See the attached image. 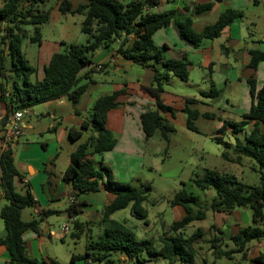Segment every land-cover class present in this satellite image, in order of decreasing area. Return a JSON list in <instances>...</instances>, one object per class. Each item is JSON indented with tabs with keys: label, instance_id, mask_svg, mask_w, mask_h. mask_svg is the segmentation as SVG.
Listing matches in <instances>:
<instances>
[{
	"label": "trees",
	"instance_id": "16d2710c",
	"mask_svg": "<svg viewBox=\"0 0 264 264\" xmlns=\"http://www.w3.org/2000/svg\"><path fill=\"white\" fill-rule=\"evenodd\" d=\"M0 8V78L8 80L11 90L2 87L1 99L6 103L8 111L32 108L48 101L68 97L77 103L85 92L86 86H79V75L83 69L92 64V54L101 47L112 45L124 35L135 34L136 40L130 48L123 44L117 52L125 59L142 66L154 60L163 61L162 70L155 69V76L149 91L156 99V109L147 108L141 114L140 120L146 140L152 138L158 131L167 139L166 132L173 127L166 121L163 113L173 114V109L163 103L161 94L164 84L172 77L182 81L189 80V66L191 63L184 60L165 59L163 51L155 45L154 35L161 28L175 23L180 36L193 46H199L203 39H215L221 36L223 30L242 19L243 11L229 9L222 13L218 20L207 26L202 32L193 27V14H183L176 11L168 13H153L148 8L157 7L161 0H132L128 4L121 0H89L88 3L72 9L69 0H59L58 10L63 14L72 13L82 15L81 31L87 35V41L82 44L66 43L65 52L55 53L44 69L42 80H33L36 69L23 56V43L29 39L31 43L42 42L40 25L47 24L51 12L43 10L49 0H2ZM216 2L221 0H215ZM215 2L198 5L194 13L200 14L213 9ZM35 27L32 36L28 27ZM249 67L256 70L264 63V51L252 50ZM8 63H10L8 65ZM9 69H8V68ZM9 74V75H8ZM251 108L240 122L224 121L217 134H224L225 130L237 133L252 125V130L246 134L245 141H237L238 160L243 156L256 161L259 166L261 179L264 181V85L258 89L254 77L249 78ZM9 95L6 96L5 93ZM211 92L219 94L212 86ZM125 90L114 92L100 97L92 108V118L83 122L78 129H70V138L79 140L85 131L91 135L81 143L71 155V163L64 172V180L71 183L77 194L96 193L102 190L115 196L103 212L104 234L97 240L88 238L84 256L72 255L71 262L77 259L90 258L98 263L113 264L115 254H121L128 262L142 264L144 255L163 257L169 264L177 261L193 262L197 249L195 244L202 236L197 230L188 238L183 236L194 222L207 218V210L199 203L197 197L186 190L178 192L171 201L172 206H181L187 215L172 224V232L159 238L160 247L154 239H141L125 224L114 220L111 216L120 210L131 206L132 214L148 224L149 213L144 204L148 196L144 191L127 183H120L115 179L113 170L97 163L93 156L103 155L114 150L117 139L107 127L108 115L111 110L122 106L119 97ZM192 99H186L183 112L188 115L187 126L196 130L192 120L198 116L196 110L190 108ZM206 116V115H205ZM209 116V115H207ZM229 153H224L228 159ZM2 168L1 186L4 189V198L7 204L0 210V219L3 220L6 237L0 240L5 245L10 259L6 264H60L57 261H45L29 258L25 254L23 235L27 231L39 232L40 222L22 219V210L34 205L32 194H20L15 190L14 181L19 177L10 147L0 153ZM195 184L202 190L214 189L215 199L210 210L216 214L230 215L238 208H246L252 212L253 225L241 229L229 240L235 248L223 250L222 238L214 237L211 249L216 258H233L241 253L242 260L248 259L249 244L264 240V183L258 186H249L239 182L231 175H221L215 170L207 169L204 176L197 178ZM85 203L74 202L68 209L70 216H78ZM73 224V236L79 238L85 232L84 223L78 221ZM256 262L264 264V257L260 256ZM237 264H243L242 261Z\"/></svg>",
	"mask_w": 264,
	"mask_h": 264
},
{
	"label": "crops",
	"instance_id": "0c3cea01",
	"mask_svg": "<svg viewBox=\"0 0 264 264\" xmlns=\"http://www.w3.org/2000/svg\"><path fill=\"white\" fill-rule=\"evenodd\" d=\"M69 1L72 4V9L75 10L78 6L88 3L89 0ZM245 1L247 5L252 2V0ZM255 1L257 2V0ZM211 2H215L212 10L200 14L194 13L195 8L198 5H205ZM228 2H230V5L232 3V5L230 6ZM233 2L234 0H221L218 2L215 0H171V2L161 0L157 7L148 8L147 11L153 13H168L176 11L183 14H193V27L200 33L207 26L215 23L219 16L225 11L229 9L240 10L238 6L233 4ZM45 5L43 6V10H45ZM2 7L3 1L0 0V8ZM57 12H59V10ZM77 15L78 14H63L59 12L56 17L57 20L59 19L58 21L60 22L61 27L68 30L69 25L72 22H75ZM244 17L245 14L243 18L239 20H244ZM51 19L52 16L50 20ZM234 23L226 27L218 38L203 39L199 46H193L186 40L182 39L176 24L171 23L169 26L161 28L155 33L154 42L155 45L163 51L165 59L184 60L186 58L191 63L189 66V73L190 68H193L194 66V61H197L200 67H209L211 72H213L211 65L214 64L213 59L216 54L214 44L216 40L220 39L223 42L221 43V51L218 55L223 57V54H226L224 62L231 68H236L234 64H232L233 60L229 58L230 56H234L235 65L242 63L247 70H251L249 67L251 60L250 52L252 50H260V48L258 46L253 48L251 43L245 41L244 30L239 29L238 33L240 35L237 36V33L235 34ZM236 28L238 29V27ZM239 28H241L240 25ZM81 34L82 35H79L74 42H69V38L67 40L60 39L53 42H46L42 39L37 54L33 58V60L37 62V68L32 79H43L45 67L55 53L61 52L62 42L75 44L85 43L87 41V35L83 32ZM136 38L135 34L124 35L122 38L117 39L112 45L97 49L92 54V64L83 69L79 75V86H86V90L81 95L79 101L73 103L68 97H63L61 99L48 101L32 107V115L25 118L21 124L23 129L21 136L10 146L15 166L20 175L15 178V190L23 195L29 191L35 200L33 206L22 210V219L26 222L32 220H38L40 222L39 232L27 231L23 235L25 254L29 258L45 260L48 262L52 260L59 262L58 258L54 257V255L49 252L47 248L48 242L56 239L64 244L67 236L70 234L72 238H75L72 234L73 224L71 222L73 221L85 224L84 229L85 232L87 231L89 233L88 238L91 237L92 239L97 240L104 234L100 230L98 234L94 235L90 226L94 225L95 227H99L103 224V212L106 206L114 200L115 196L113 194L104 190L96 192L99 194L105 192L103 212L102 214L97 213L96 215L92 214L88 216L85 222L81 221V216L88 215L93 208L92 205L88 203L87 199H83L85 201L83 203L85 204L82 207V212L78 216L72 217L68 213V209L72 205L71 199H74V202L81 203L84 195H89V193L77 194L72 184L65 182L64 172L71 163L72 153L91 135V131H85L79 140L73 141L70 138V129H78L82 126L83 122L91 120L92 108L100 97L125 90V94L119 97L122 106L111 110L107 121V127L116 136L117 145L114 150L106 152L103 155L96 154L93 156V160L95 163L101 161L112 167V165L115 166V164H113V157L110 155L113 154V152H118V157L126 162H130V159L137 158L138 154L144 151L143 144L145 143L146 138L142 129L140 116L147 108L156 109V99L149 89L153 83L155 69L162 70L163 61L155 62L154 60H150L146 62V66H142L125 59L117 52L119 46L123 44V40H126L124 47L130 48ZM262 41L263 40H253L252 42L255 45H259L260 43H263ZM29 44H27V48H29ZM30 55L27 52L24 57L31 65V60L29 58ZM110 61H115L112 67H107L102 71L96 69L98 64L108 63ZM263 66L264 63H261L256 69L255 74L258 73ZM251 71L247 75L249 78L252 77L255 70L252 69ZM116 78L119 80H116ZM170 80H172V78ZM170 80L164 84V92L161 94L162 101L167 106L173 103L178 104V108L183 112V109L186 106L185 101L190 98L178 97L177 95L168 92L165 89V85L171 82ZM2 87L11 90L9 81L0 78V92ZM7 112L8 107L1 99L0 94V115H2L5 120L3 123H0V153L3 151L2 141L7 129ZM171 115L172 114L170 113L162 114L167 122ZM250 126L252 127V125ZM262 130L264 132V127H262ZM33 133H35V140L30 141L24 138ZM2 174V168L0 165V182ZM114 174L120 179V175L116 170L114 171ZM6 204L7 201L4 198V189L0 184V210ZM145 208L147 209V207ZM174 209L178 211L176 221L183 219L187 215L185 209L181 206H175ZM128 210H130V216L132 218L135 217L131 212V206H129L123 210L115 212L111 218L114 219L115 215L121 211L128 212ZM247 213L248 210L246 208H238L230 215L217 214L220 219H218L219 223L217 226L219 233H224L230 238L231 236L236 235L241 229L253 225V221L252 224H249ZM54 217L61 219V224L57 230L53 228L51 222ZM91 218L94 219L91 220ZM150 219L149 215V225H146L147 228L152 227ZM117 221L125 224L128 221V218ZM227 223L229 224L228 229L225 230ZM85 232H83L81 236ZM81 236L76 239H80ZM5 237V225L3 220L0 219V240ZM112 258L114 259L113 264H124L125 262H128V259L121 254H115ZM9 259L10 256L6 246L1 244L0 264H6ZM79 260L84 261V264H105L95 262L90 258L77 259L76 261ZM130 263L131 262H129V264Z\"/></svg>",
	"mask_w": 264,
	"mask_h": 264
},
{
	"label": "rangeland",
	"instance_id": "374dc122",
	"mask_svg": "<svg viewBox=\"0 0 264 264\" xmlns=\"http://www.w3.org/2000/svg\"><path fill=\"white\" fill-rule=\"evenodd\" d=\"M58 1L49 0L45 5V10L51 11L52 19L49 23L40 25L42 39L46 42H53L69 38V42H74L79 35H82L83 16L77 15L75 22L69 25V29H63L56 17L59 13L57 12ZM121 1L128 4L132 0ZM165 1L171 2V0ZM228 4L230 5V2ZM233 4L238 6L245 14L244 20H238L234 23L235 34L237 33V36H239V29L244 30L245 41L251 43L253 48L258 46L260 50L264 51V0H257V2L252 0L249 5L245 0H234ZM239 25L241 28H239ZM28 31L33 36L35 27H28ZM253 40H263V43L255 45L252 42ZM28 41L29 39L25 40L23 44V56L27 52L29 55L31 54L29 56L30 63L36 69L37 62L33 58L37 54L39 43L31 44ZM222 42L218 39L214 44L216 54L213 59L214 64L211 65L213 72L209 67H200L197 61H194L193 68H190L189 81L184 82L180 78L172 77L171 82L165 85L168 92L178 97H188L193 100L190 108L198 112V116L192 120L196 130L188 128V115L178 108V104L173 103L169 105L173 109V114L168 118L173 130L169 133L166 132L167 139L162 136L161 131H158L152 138L145 141L143 144L144 151L140 152L137 158L130 159V162L118 157V152H113L110 155L113 157L115 166L112 165L111 167L101 161L97 163L98 167L103 163L112 170H116L120 175V179L116 177L117 175L115 176L118 182L131 184L144 191L148 196V201L144 206L149 210L152 227L147 228L146 225L149 224L145 221L136 217L132 218L129 214L130 210L128 212H126L127 210L121 211L115 215L114 219L128 218L125 223L126 226L139 238L154 239L157 242V247L161 246L159 243L160 237L169 232L173 233L172 224L177 220L178 214V211L171 205L175 195L181 190H186L189 194L197 197L199 203L207 210V218L195 222L182 232L183 236L188 238L197 230L202 231V236L195 244L197 255L193 262L177 261L175 264H237L241 261L243 264H260L255 260L260 256L264 257V240L249 244L248 259L245 261L242 260L241 253L235 254L231 259L215 257L210 244L214 237L222 238L221 245L224 251L233 249L235 246L229 240V236L219 233L217 226L220 219L216 213L210 210L216 196L215 190L212 188L202 190L195 184V180L203 177L207 169L215 170L221 175L234 176L239 182L249 186H258L264 183L255 160L245 156L240 161L238 160L237 141L244 142L246 134L252 130V127L248 126L244 131L237 133H233L228 129L222 135L217 134L224 121L235 123L242 121L244 116L249 113L252 104L250 86L247 81L249 79L247 75L252 68L247 70L242 63L235 65L234 56L229 58L233 60L232 64L236 68L227 65L224 62L226 54H223V57L218 55L221 51ZM27 44H29V48H27ZM64 50L65 45H62L61 52H65ZM255 72L256 70L252 77L256 80L257 88L260 89L264 85V66L258 73L255 74ZM116 80L119 79L116 78ZM212 86L219 92L218 95L211 92ZM34 134H29L24 138L33 141L35 140ZM227 152L229 153L228 159L224 157V153ZM83 199H87L93 208L88 215L81 216V221L85 222L88 216L92 214H102L105 204V192H102V194L89 193V195H84V198H82V202H85ZM247 210L249 224H252V212L249 209ZM51 222L53 228L57 230L61 224V219L54 217ZM228 225L227 223L225 230L228 229ZM93 227L95 226H90L94 235L98 234L100 230L104 233V224ZM88 234L86 231L80 239L72 238L70 234L64 244L55 239L48 242L47 248L54 257L58 258L61 264H84L82 260L72 263L71 257L73 254L84 256ZM144 258L145 262L142 264H169L168 260L163 257L146 254ZM130 264L135 263L131 262Z\"/></svg>",
	"mask_w": 264,
	"mask_h": 264
},
{
	"label": "built area",
	"instance_id": "2783aa9c",
	"mask_svg": "<svg viewBox=\"0 0 264 264\" xmlns=\"http://www.w3.org/2000/svg\"><path fill=\"white\" fill-rule=\"evenodd\" d=\"M115 61H110L108 63H100L96 66V69L98 71H102L106 69L107 67H112L114 65ZM6 96L9 95L8 92L5 93ZM31 108H24L19 109L16 111H8L7 117H6V126L7 129L5 131V135L3 137V151H6L9 149V147L21 136L22 134V122L25 118L32 115ZM4 117L0 115V123H3ZM71 203H74V199H71ZM124 264H129V262H125Z\"/></svg>",
	"mask_w": 264,
	"mask_h": 264
}]
</instances>
